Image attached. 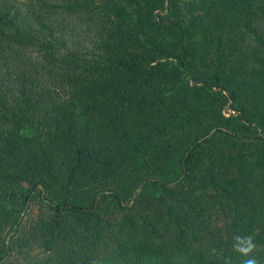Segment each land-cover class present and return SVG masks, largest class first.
<instances>
[{
	"label": "trees",
	"instance_id": "16d2710c",
	"mask_svg": "<svg viewBox=\"0 0 264 264\" xmlns=\"http://www.w3.org/2000/svg\"><path fill=\"white\" fill-rule=\"evenodd\" d=\"M250 257L264 0H0V264Z\"/></svg>",
	"mask_w": 264,
	"mask_h": 264
},
{
	"label": "clouds",
	"instance_id": "9594fccd",
	"mask_svg": "<svg viewBox=\"0 0 264 264\" xmlns=\"http://www.w3.org/2000/svg\"><path fill=\"white\" fill-rule=\"evenodd\" d=\"M248 239L250 240L251 238H248ZM254 248H255V245L250 243L249 247L247 249H244L243 251H244L245 255H247L248 252H251L252 249H254ZM244 264H260V262L255 257H250L249 259L244 261Z\"/></svg>",
	"mask_w": 264,
	"mask_h": 264
},
{
	"label": "rangeland",
	"instance_id": "374dc122",
	"mask_svg": "<svg viewBox=\"0 0 264 264\" xmlns=\"http://www.w3.org/2000/svg\"><path fill=\"white\" fill-rule=\"evenodd\" d=\"M37 208H38V204L35 202V203L31 206V208L29 209L30 214H31V215H34V214L37 212Z\"/></svg>",
	"mask_w": 264,
	"mask_h": 264
}]
</instances>
